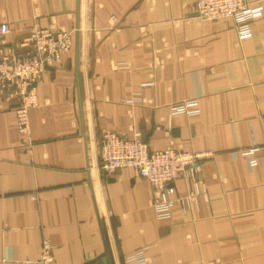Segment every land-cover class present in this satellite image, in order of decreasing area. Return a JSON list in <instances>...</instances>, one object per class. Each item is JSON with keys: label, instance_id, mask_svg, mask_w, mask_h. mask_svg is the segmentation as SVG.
I'll list each match as a JSON object with an SVG mask.
<instances>
[{"label": "crops", "instance_id": "0c3cea01", "mask_svg": "<svg viewBox=\"0 0 264 264\" xmlns=\"http://www.w3.org/2000/svg\"><path fill=\"white\" fill-rule=\"evenodd\" d=\"M197 1L0 0L8 43L33 27L73 33L38 82L30 146L0 98V264L37 260L43 240L52 264H134L142 249L147 264H264V0H248L263 11L243 40L232 18L198 20ZM193 99L197 115L172 114ZM105 131L213 152L197 202L159 219L148 181L101 171ZM254 146L251 167L241 152Z\"/></svg>", "mask_w": 264, "mask_h": 264}, {"label": "built area", "instance_id": "2783aa9c", "mask_svg": "<svg viewBox=\"0 0 264 264\" xmlns=\"http://www.w3.org/2000/svg\"><path fill=\"white\" fill-rule=\"evenodd\" d=\"M261 6H253L248 0H198L196 18L214 21L232 18L240 40L251 36L250 22L262 15ZM115 23L116 18H112ZM11 32L8 23L0 24V98L10 105L16 116V127L25 145L30 146L29 112L38 106V82L48 67L61 62L73 47V33L52 27H33L14 44L8 43ZM198 100H187L171 105L172 114L197 115ZM16 106V107H14ZM260 147L243 150L251 167L259 158L255 153ZM101 171L105 176L115 175L119 170L130 168L135 176L145 179L153 188L152 207L159 219L171 217L177 204L183 208L197 202L200 194L198 180L201 165L213 157V152L185 151L174 146L152 150L141 138L130 139L117 132L105 131L101 135ZM183 179L192 184V189L180 194L175 182ZM142 249L126 258L134 264H147ZM53 246L43 240L41 255L37 260L8 258L4 264H52Z\"/></svg>", "mask_w": 264, "mask_h": 264}, {"label": "water", "instance_id": "95a60500", "mask_svg": "<svg viewBox=\"0 0 264 264\" xmlns=\"http://www.w3.org/2000/svg\"><path fill=\"white\" fill-rule=\"evenodd\" d=\"M14 107H16V106H14ZM86 264H107V262L105 259L102 258L101 260H99V259L92 260Z\"/></svg>", "mask_w": 264, "mask_h": 264}]
</instances>
